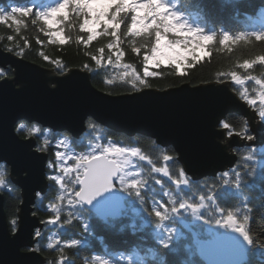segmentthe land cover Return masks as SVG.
Returning a JSON list of instances; mask_svg holds the SVG:
<instances>
[{"label":"snow or ice","instance_id":"1","mask_svg":"<svg viewBox=\"0 0 264 264\" xmlns=\"http://www.w3.org/2000/svg\"><path fill=\"white\" fill-rule=\"evenodd\" d=\"M0 23L7 24L9 28L14 26L17 33L29 23L39 25V31L48 36L53 44L63 45L74 40L87 48L93 41L107 39L106 46L97 49L98 54H87L97 65L106 60L107 64L115 63L125 69L131 67L121 64L125 55L122 44L127 40L132 50L142 55L143 77L132 69L125 71L122 79L130 78V91L137 92L150 87L145 78L160 76L161 73L152 71V68L169 66L183 73L186 68H194L210 57L217 43L231 50L240 42L253 39L264 42V29L235 35L222 31L218 38L216 31H206L200 24L192 23L189 14L179 8L178 0H54L42 5L33 2L14 4L0 7ZM73 31L77 33L75 37ZM12 39L10 36L9 40ZM12 50L8 48V51ZM44 59L47 61L49 58L45 56ZM256 65L264 69V55L239 64V68L247 73L246 77L237 71L218 77L227 76L240 85L246 79L253 80L261 87L259 108L256 107L257 98L249 97L247 88L240 93L241 98L257 112L259 128L257 130L245 121L237 129L227 118H215L213 127L218 129L216 137L222 141H231L233 137L244 140L246 153L241 157L242 163L238 160L235 167L219 171L216 180L206 177L202 183L206 191L195 198L182 194L183 189L194 188V181L181 162L180 152L175 145L162 141L158 132L150 133L156 135L152 141L158 148L155 159L139 147H120L110 140L102 144L99 136L95 137V142H90V150L71 153L68 151L70 137L67 133L54 134L51 128H45L43 121L48 117L41 111L14 116L10 125L15 133L18 136L27 133L36 147L31 153L19 156L0 155V164L4 167L9 164L19 166L30 179L35 176L49 182V186H56L58 193L45 206L50 215L41 220L44 227H36L29 233L31 246H26V252L36 254L44 250L41 241L46 231H51L50 226H78L80 238L62 241L52 231L47 237L50 242L46 245L47 249H56L59 258L46 260L45 264H75L74 260L67 258L65 249L87 246L88 236L93 231V219L107 224L124 218L131 209L142 212L146 217L145 223L157 230L158 247L155 251L149 249L153 260L159 255V249L173 254L179 251L181 240L188 239L177 226L181 224L190 231L195 229L191 231V242L184 246L188 259L181 264H249V256L256 249V241L249 228L252 208L245 203L243 212L240 209L226 210L218 200L240 195L242 200L248 201L249 197L243 194L244 188L254 189L257 185L264 191V154H258L254 143L264 137V77L251 75ZM85 122L90 129L97 128L93 114L87 115ZM233 154L239 155L236 149H233ZM138 161H146L150 168L146 170ZM150 180L165 188L164 197L167 199L151 195L154 189ZM168 182L175 188L167 187ZM10 183L6 181L4 171L0 170V190L11 191ZM34 197L41 203L46 198L41 192H35ZM17 199L22 203L24 197ZM9 232V242L25 235L19 204L9 221ZM121 258L128 264H136L132 256ZM81 264L113 262L93 255L83 257ZM139 264L145 262L141 260ZM159 264H166V261L161 259Z\"/></svg>","mask_w":264,"mask_h":264},{"label":"trees","instance_id":"2","mask_svg":"<svg viewBox=\"0 0 264 264\" xmlns=\"http://www.w3.org/2000/svg\"><path fill=\"white\" fill-rule=\"evenodd\" d=\"M32 2L42 5L47 4L49 0H0V7L7 8L14 4ZM178 6L189 14L192 23L200 24L206 31H216L218 38L222 31H228L235 35L240 32L250 33L264 29V0H178ZM72 35L75 37L77 33L73 31ZM10 36L13 37L12 40H9ZM107 43V39H98L97 41H93L92 45L87 48L83 44L74 42V40L63 45L59 43L53 44L48 36L39 31V25L33 26L29 23L27 27H22L21 31L17 33L14 30V26L13 28H9L7 24L0 23V45L3 48L7 50L8 48H12V51L17 54L22 52L23 55L21 56L26 59L51 67L59 73H64L74 67L85 68L91 73L92 83L103 91L112 94L132 92L130 91L132 88L130 78L122 79V77L125 71L130 72L132 69H135L143 77L142 55H137L132 50L129 42L125 40V43L122 44L125 55L121 64L131 65L130 68L125 69L122 66H117L115 63L107 64L106 60L103 64L97 65L87 53L98 54L97 49L106 46ZM108 54L106 48L105 55L107 56ZM257 55H264V42L255 41L254 39L240 42L233 45L231 50L217 43L212 49L211 56L205 58L194 68H186L183 73L177 72L169 66H162L159 69L152 68V71L161 73L160 76L147 77L145 79L150 87L161 90L179 86L185 82L197 85L212 81L228 80L239 95L247 88L249 97L257 98L256 107L259 108L258 96L262 89L255 81L246 79L245 83L240 85L227 76L218 79L220 74L231 73L232 71H237L242 77H246L247 73L239 68V64L247 59H253ZM45 56L49 58L47 61L44 59ZM85 65L88 67H85ZM7 75H13L12 68L0 66V79ZM251 75L258 78L264 77V69L256 65L255 70L251 71ZM109 80L112 81L111 84L108 83ZM225 118L237 129L242 127L245 121H248L245 116L238 112H230ZM96 124L97 128L95 130L87 126L80 137H74L68 132L53 131V133H67L70 137L68 151L70 148L72 150L71 153L90 150V142H95V137L99 136V142L102 144H106L110 140L120 147H139L143 153L153 157V159L157 156V145L152 143L155 140L154 138L139 133L133 135L115 133L98 122ZM23 137H28L27 133ZM255 146L258 154H264V143ZM234 149L237 150L239 154L238 160L242 163L241 157L246 153L245 145L236 146ZM237 162L232 167H235ZM138 163L146 170L150 168L146 161H138ZM157 166H159V163H157ZM0 170L4 171L6 181L11 182L9 185L12 189L11 191L1 190L4 193L5 210L9 222L12 214L17 211V205H20L17 197L21 196V189L13 182L9 166L4 167L0 164ZM206 177L209 180H216L217 174ZM206 177H192L194 188L191 190L185 188L182 194L185 197L191 196L195 198L198 194L204 193L206 189L202 186V183ZM157 178L160 177L158 176ZM164 179L166 180L167 178ZM149 183L154 189L151 195L156 196L157 199H167L164 197L165 188L156 185L152 180ZM166 186L175 188L171 182H168ZM57 194L56 186H49L48 182L47 191L42 194L46 198L42 203L36 199L34 205L35 213L42 220L47 219L50 215L45 209L46 204L54 199ZM243 194L249 197L248 201L242 200L240 195H234L227 199H220L218 203L226 210L240 209L243 212L245 211V203L252 208V212L249 214V228L256 241V249L249 256V264H264V255H261V252L264 251V191L261 190L260 185H257L254 189L244 188ZM145 220L146 217L142 212L137 213L131 209L127 211L124 218L110 221L107 224H102L93 219L91 222L93 231L88 236L87 246L76 249H65L66 256L74 260L75 264H81L83 257H91L93 255L107 258L113 264H128L127 260L121 258L122 256H132L136 264H139L141 260L145 264H159L161 259H164L166 264H181L182 261L188 259L184 246L191 242V231H195V229H191L190 231L189 229H185L183 225L178 224L177 226L181 228V231L188 239L181 240L179 251L175 254L168 250L159 249V255L153 260L152 252L149 249L151 248L155 251L158 247L156 243L157 230L153 225L146 224ZM50 227L51 231H46L45 238L41 241L42 248H44L42 254L46 257V260L55 261L59 258V252L56 249L46 248L47 243L50 242L47 237L54 231L56 237L62 241L80 238L78 235L80 229L78 226H66L65 228Z\"/></svg>","mask_w":264,"mask_h":264},{"label":"water","instance_id":"3","mask_svg":"<svg viewBox=\"0 0 264 264\" xmlns=\"http://www.w3.org/2000/svg\"><path fill=\"white\" fill-rule=\"evenodd\" d=\"M0 66L13 70V76L0 79V155L4 156L31 153L36 147L29 137L15 133L10 121L16 115L41 111L48 117L43 121L44 127L79 137L87 127V115L93 114L96 122L115 133H139L154 139L156 135L150 133H160L162 141L177 147L190 175L201 178L215 176L234 166L238 155L233 154V149L245 145L238 137L231 141L216 137L218 129L213 125L217 116L225 118L230 112H238L254 128H259L257 112L228 80L197 85L185 82L163 90L148 87L139 92L112 94L97 88L85 68L74 67L59 73L1 45ZM262 142L264 137L254 143ZM8 166L13 182L24 197L19 212L25 235L15 242L8 241L9 222L4 193L0 191V264H45L42 252L28 254L25 248L31 246L29 233L44 226L40 216L33 215L34 193L44 194L48 182L35 176L30 179L19 166Z\"/></svg>","mask_w":264,"mask_h":264},{"label":"rangeland","instance_id":"4","mask_svg":"<svg viewBox=\"0 0 264 264\" xmlns=\"http://www.w3.org/2000/svg\"><path fill=\"white\" fill-rule=\"evenodd\" d=\"M54 0H49V2L47 4L53 3ZM201 55H203V53H201ZM13 76V75H12ZM264 142H262L261 144H257V145H262ZM72 150L69 148V152H71Z\"/></svg>","mask_w":264,"mask_h":264},{"label":"flooded vegetation","instance_id":"5","mask_svg":"<svg viewBox=\"0 0 264 264\" xmlns=\"http://www.w3.org/2000/svg\"><path fill=\"white\" fill-rule=\"evenodd\" d=\"M59 132H63V131H59ZM8 166V165H7ZM1 191V190H0Z\"/></svg>","mask_w":264,"mask_h":264}]
</instances>
